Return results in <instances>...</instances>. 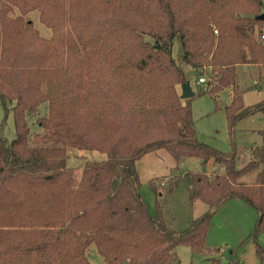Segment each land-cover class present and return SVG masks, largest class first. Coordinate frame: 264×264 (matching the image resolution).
Returning <instances> with one entry per match:
<instances>
[{"label": "trees", "instance_id": "obj_1", "mask_svg": "<svg viewBox=\"0 0 264 264\" xmlns=\"http://www.w3.org/2000/svg\"><path fill=\"white\" fill-rule=\"evenodd\" d=\"M263 8L262 0H0V103L15 123L12 139L0 132V264H94L93 243L107 264H177L181 244L219 264L220 248L206 241L232 198L255 208L257 241L264 129L244 163L235 143L225 152L200 140L191 98L180 94L189 75L173 41L181 37L184 62L199 78L207 69L210 92L233 89L225 106L232 135L243 118L264 113V98L245 104L237 90L239 65L264 67ZM33 10L50 38L35 27ZM44 102L48 112L33 133L29 118ZM162 148L176 164L151 179L153 214L136 162ZM188 157L200 167L183 169ZM208 161L223 171H208ZM182 184L188 203L206 208L173 228L163 200Z\"/></svg>", "mask_w": 264, "mask_h": 264}, {"label": "rangeland", "instance_id": "obj_2", "mask_svg": "<svg viewBox=\"0 0 264 264\" xmlns=\"http://www.w3.org/2000/svg\"><path fill=\"white\" fill-rule=\"evenodd\" d=\"M262 1L264 3V0ZM29 16L42 36L50 38L53 35L52 29L40 20L38 10L31 11ZM183 53L181 37L177 35L173 41V56L176 62L189 75L188 80L195 93H198L200 88L208 89L190 99L199 139L225 152L230 151L232 144L235 143L237 151L241 153L239 155L240 162L249 161L253 157L250 154L252 148L262 144L260 131L264 129V113L260 112L243 118L231 135L228 129L225 106L231 102L233 89L226 87L220 91L210 92L211 87L207 84V77L209 76L207 69L204 68L202 74L205 77V82H199L197 75L201 70L186 65ZM237 74V90L243 91L245 104H253L264 98V67L256 64L239 65ZM46 112H48V102L42 103L39 112L29 118L33 133L40 131V126L36 122ZM3 123H5L4 127H2ZM1 131L9 139L15 136L14 115L12 112L6 115L4 107L0 103ZM72 163H74V159L71 158L70 164ZM212 163V161H208V171L213 172L216 168L223 171L222 165H213ZM175 164L174 156L164 148L150 152L137 160L136 166L141 180V194L149 211L153 214L157 212V207L156 195L150 184L151 179L156 176L170 175ZM180 166L185 170L198 169L200 159L196 157L185 158ZM246 179L251 181L252 177ZM163 205L165 206V219L168 225L173 228L182 227L188 220L202 214L206 208L205 203L201 200H197L192 205L188 203V191L184 184L175 193L166 195ZM257 218L258 214L255 208L240 198H232L218 208L206 244L209 248H220V251L215 253L216 258H219V264H264V254L262 257L258 252V244L264 248V232L259 233L257 241L250 237ZM176 250L180 259L177 264H217V261L212 263L211 255L193 252L188 245H178ZM87 253L94 264H107L94 243L88 247Z\"/></svg>", "mask_w": 264, "mask_h": 264}, {"label": "water", "instance_id": "obj_3", "mask_svg": "<svg viewBox=\"0 0 264 264\" xmlns=\"http://www.w3.org/2000/svg\"><path fill=\"white\" fill-rule=\"evenodd\" d=\"M261 18H264V13L260 15ZM182 93L181 97L186 99V98H191L194 96L196 93L193 91L192 85L189 80H187L185 83L181 85Z\"/></svg>", "mask_w": 264, "mask_h": 264}, {"label": "built area", "instance_id": "obj_4", "mask_svg": "<svg viewBox=\"0 0 264 264\" xmlns=\"http://www.w3.org/2000/svg\"><path fill=\"white\" fill-rule=\"evenodd\" d=\"M198 80H199V82H201V83H202V82H205V77H200Z\"/></svg>", "mask_w": 264, "mask_h": 264}, {"label": "crops", "instance_id": "obj_5", "mask_svg": "<svg viewBox=\"0 0 264 264\" xmlns=\"http://www.w3.org/2000/svg\"><path fill=\"white\" fill-rule=\"evenodd\" d=\"M144 157H145V155H144ZM142 158V157H141ZM137 163V162H136Z\"/></svg>", "mask_w": 264, "mask_h": 264}]
</instances>
